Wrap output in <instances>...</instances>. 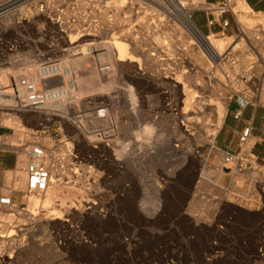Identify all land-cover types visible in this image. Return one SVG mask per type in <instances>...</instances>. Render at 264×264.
Here are the masks:
<instances>
[{
  "label": "rangeland",
  "instance_id": "obj_1",
  "mask_svg": "<svg viewBox=\"0 0 264 264\" xmlns=\"http://www.w3.org/2000/svg\"><path fill=\"white\" fill-rule=\"evenodd\" d=\"M205 1L209 2L199 0L201 7L191 10L186 0L170 3L187 4L186 15L202 24L203 14L195 9L203 8ZM231 1L241 22L264 24V14L248 10L243 0ZM166 4L170 5L165 0H14L11 15L15 22L22 21L11 27V43L19 46L20 56L34 50L45 53L51 45L54 56H65L71 36L89 28L97 37H82L73 45L88 40L80 49L99 44L98 53H105V47L114 68L106 77L87 71L90 78L80 87L78 99L91 104L83 105L80 114L69 106L60 114L63 119L47 120L36 113L0 116V162L6 166L0 170V198H11V205H0V247L7 251L11 242L13 264H264V156L252 157L249 141L240 158L252 162L250 169L233 168L234 174L223 178L210 164L212 148L208 150L205 142L214 137L220 115L215 107L190 109L185 99L194 92L226 109L229 91L214 81L219 70L208 73L207 49ZM57 9L64 27L48 19ZM102 12L109 19L115 16L119 24L107 30ZM231 33L233 28L224 37L208 38L226 40V46ZM120 35L132 36L142 47L141 71L136 64L135 69L113 64L107 41ZM237 47L241 52L232 51L224 59V69L233 75L255 60L244 43ZM147 57L154 66L146 64ZM77 63L72 60V65ZM13 67L0 73L11 72V79L24 75L22 66ZM182 74L201 80L185 95L177 83ZM103 102L110 112L104 129H99L90 116ZM74 117L79 119L78 129ZM38 140L48 149L47 166L57 164L67 179L56 189L49 186L52 204L31 207L26 196L38 192L27 191L22 169L28 146ZM61 147L59 158L56 151ZM223 164L232 168L224 160ZM57 212L60 219L52 220Z\"/></svg>",
  "mask_w": 264,
  "mask_h": 264
},
{
  "label": "built area",
  "instance_id": "obj_2",
  "mask_svg": "<svg viewBox=\"0 0 264 264\" xmlns=\"http://www.w3.org/2000/svg\"><path fill=\"white\" fill-rule=\"evenodd\" d=\"M13 3L14 0H0V46L4 51L0 54V70L10 71L12 65L14 67L22 66L21 69L25 73L24 75L13 77V79H11V72L0 73V116L2 117L4 112H13L21 115L36 113L47 120L56 117L62 118L59 114V106L60 101L63 99L65 105H68V107L69 105H74L70 106L74 110V113L80 114L81 107L83 105H90L91 103L87 100L78 99V95H76L74 89L70 90L67 89L68 87L66 88V84L70 83L74 76L77 75V73L71 71V61L79 57H87V59L93 61L98 73L106 77L110 72V65L100 58L104 52H93L92 45H89L90 43L83 49L76 48L75 46L78 44L73 45L69 41L70 47L63 51L66 53L65 56H54L55 48L52 45L48 47L45 53L34 50L33 54L26 55L25 57L20 56L19 51H17L19 46L16 42L14 44L11 43V27H17L22 21L18 19L15 22L16 18H13L11 15L16 10L13 7ZM234 5L231 0L205 1L203 8L195 9L203 14L202 24H198L200 23L198 19L195 23L192 22L202 37L205 38L209 36L224 37L233 28V33L229 36L232 38L231 43L224 47L219 58H212L209 54L207 55L209 59L207 61L210 65L209 74H212L214 70H219L220 77L215 78L214 81L229 91L226 101L235 102L238 105L239 111L235 113V118H238L241 116L240 109L246 107H264V24L261 22L253 23L252 21H243L247 22L243 24L238 18L237 14L239 12L234 10ZM60 15L61 11L57 9L53 16L48 18L52 24L59 28L64 27L63 22L60 21ZM11 17L13 20H11ZM190 18L192 20L191 15ZM85 30H89V28L76 31L75 35L81 37L86 33ZM60 32L62 36L67 37V32L62 30ZM89 32L91 34L94 33L91 30ZM3 37H9V39L2 40ZM86 37L96 38L97 36ZM239 43L245 44L247 51L252 52L255 60L250 61L244 71L233 75L224 69L226 64L224 59L225 55L232 51L234 53L241 52L237 47ZM11 53L15 54V56L11 55ZM237 62L238 59L232 60L231 65L237 64ZM63 74L65 75L64 80ZM3 81L4 83L2 84ZM79 102L82 103L80 104ZM46 105H49V108H45L44 106ZM109 112V107L103 102L96 108L90 118H95L98 121L97 124H100L97 127L104 129ZM72 119L74 128L78 129L76 123H78L79 119L76 117ZM97 127L94 129H97ZM250 130L251 125L248 124L240 136L239 140L242 145L240 153H226L224 155V163L231 164L232 168L239 171L248 170L252 167L251 161L244 160L242 157L240 158L243 148L248 143ZM47 150V147L41 140L28 146L27 162L23 172L26 176V188L29 193L43 192L48 187L50 171L46 164ZM0 205H11V198H0ZM14 252L11 249V242L8 243L7 251L2 250L0 247V264H13Z\"/></svg>",
  "mask_w": 264,
  "mask_h": 264
},
{
  "label": "bare ground",
  "instance_id": "obj_3",
  "mask_svg": "<svg viewBox=\"0 0 264 264\" xmlns=\"http://www.w3.org/2000/svg\"><path fill=\"white\" fill-rule=\"evenodd\" d=\"M166 2H168L170 5L166 4L167 6H170V9L172 8L171 11H174L175 15H179L178 18L181 17V19L183 20L185 26L195 35V37L198 39V41L201 43V45L204 46V48L207 49V51L209 52V54L212 56V58H219L220 56V52L222 50V48L225 46V41L224 40H217V41H211L210 38H205V37H202V35L199 33V31L196 29L194 23L191 21V18L188 15H186V9L190 7L192 8H196V7H201V6H198V4H200V2L198 3L199 0H186V2L188 1V5L189 7H185L186 5H183L184 6H177L175 5L173 2L172 4L170 3L171 0H165ZM84 2V1H83ZM123 2V0H122ZM159 3V2H158ZM163 3V2H162ZM120 4V3H119ZM122 4V3H121ZM181 4V5H182ZM120 6V5H119ZM246 7V6H245ZM186 8V9H185ZM247 8V7H246ZM23 8H21L20 10H22ZM96 9V8H95ZM114 9V8H113ZM249 9V8H247ZM24 10V9H23ZM188 10V9H187ZM191 10V9H190ZM193 10V9H192ZM102 11V10H101ZM104 11V10H103ZM22 12V11H20ZM92 12H96V11H92ZM91 12V13H92ZM109 12V10H108ZM100 13V12H99ZM118 13V12H117ZM96 15V14H95ZM93 14V16H95ZM98 15V14H97ZM96 15V16H97ZM101 19L103 20L104 24H105V27H107V30H109L110 28H112L113 26H117L119 24V21L118 19L113 16V19H109V17L107 18L105 14H101ZM86 20V19H85ZM82 21V19H81ZM89 21V20H88ZM98 21V20H97ZM84 22V21H83ZM92 22V21H91ZM90 22V23H91ZM246 23V22H245ZM92 25V24H90ZM100 25V24H99ZM98 25V26H99ZM104 26V25H103ZM146 26V25H145ZM92 27V26H91ZM94 27V26H93ZM96 27V26H95ZM98 28V27H97ZM186 28V29H187ZM73 29V28H72ZM102 30V29H101ZM93 31V30H91ZM86 33L83 34V36L81 37H77V35L75 36H71V40L70 42L72 44H74V42H79L82 38V37H86V36H97V34L94 32L93 34H91L89 32V30H86L85 31ZM79 34V33H77ZM129 34V32H128ZM103 37L106 38L107 37V33L103 34ZM108 40V39H107ZM158 41H160L159 39H157ZM193 40H196V39H193ZM88 40L86 41H81V42H87ZM156 41V40H155ZM78 43V45H76L75 47H83V44ZM91 42V41H90ZM161 43V42H160ZM171 43V42H170ZM191 43V42H190ZM158 44V43H156ZM173 44V43H172ZM175 44V43H174ZM92 48H93V52H98V47L100 46L99 44H92ZM107 47H108V54L113 62V64L116 66V67H119L120 65H128V66H132V68L135 69V66L133 67V64H136V70H139L140 67H139V63H140V60L141 58L138 57L139 55L140 56H143L141 55V46L140 44L135 40V38H133L132 36L130 35H120L119 38H115V39H110V41L108 40L107 41ZM173 47V46H172ZM74 48V47H73ZM72 48V49H73ZM177 48V47H176ZM102 50H105V53L103 54V56H101L100 58L104 61H106L109 65H110V71H113V66L111 64V61L107 55V50L105 47L102 46L101 48V51ZM144 51V50H143ZM178 51V50H176ZM146 52V51H145ZM205 52V51H204ZM144 57V56H143ZM78 60V63L74 66L72 65V61H71V65H70V68H71V71L73 73H77V75L74 76L73 80H71L70 83L66 84V88L67 89H70V90H75L76 92V95L79 96V89L80 87L83 86V84L87 83L86 80L89 79L90 77H88L87 75V71H90L92 74L94 75H98L100 76V74L98 73L97 69L95 68V65L93 63V61L87 59V58H83V57H79L77 58ZM191 60V59H190ZM77 62V61H76ZM146 64H149V67H152L155 65V61H152L149 59V57H147L146 59ZM148 66V65H147ZM142 70V69H141ZM139 70V71H141ZM185 72V71H184ZM188 72V71H187ZM189 74V73H188ZM63 80L65 79V75L63 74ZM103 76V75H102ZM101 76V77H102ZM160 76V74H159ZM183 77V80H180L178 81L177 83L181 85V89H182V93L185 95V94H189L191 91L189 90L192 86H194L193 88V91L195 89V84H196V81H201L200 78H195L193 79H189L185 74H182L181 75ZM181 77V78H182ZM175 80V79H174ZM66 82V80H65ZM4 83V81L2 82V84ZM192 83V84H191ZM203 83V82H201ZM177 87V86H176ZM204 87V86H203ZM197 88V87H196ZM190 91V92H189ZM198 91V90H197ZM199 93V91L197 92ZM188 96V99H185V100H188V106L190 107V109L192 108H196L197 107V110L198 109H201V108H204L205 106L206 107H215L220 115V119L222 120V118L224 117V110L222 108V106H220L218 103L214 102L212 100H204L202 98H199L197 96H195V93L192 92ZM185 98V97H184ZM214 100V99H213ZM218 102V101H217ZM187 103V102H185ZM186 105V104H185ZM69 106H74V105H69ZM195 106V107H194ZM45 108H49V105H46L44 106ZM187 107V106H186ZM65 109H68V105H65V101L64 99L60 101V106H59V114H61L62 111H65ZM189 109V108H188ZM184 110V109H183ZM204 111V110H203ZM189 112V111H188ZM193 112V111H192ZM202 112V111H201ZM203 117V116H202ZM197 118V117H196ZM186 119V118H185ZM189 119V118H188ZM192 119V118H191ZM199 119V118H198ZM194 120V119H193ZM220 120V122H221ZM196 122V121H195ZM199 122V121H197ZM196 122V124H197ZM195 124V123H194ZM201 129V128H200ZM210 137V136H209ZM202 138V137H201ZM212 140H213V137H210L206 140L205 142V146L207 147L208 150H210L211 148H213L212 146ZM138 143V142H137ZM18 146V145H17ZM22 144H20L18 147H15L17 149L20 150V148H22ZM26 146V145H25ZM12 148V147H11ZM26 148V147H25ZM15 149V148H14ZM13 149V150H14ZM172 149V148H171ZM25 151V149H24ZM57 157H61L62 156V153L64 152V147H61L59 149H57ZM164 152V151H163ZM167 152V151H166ZM49 154V153H48ZM50 155V154H49ZM49 155H48V158H49ZM53 159L52 156L50 158V160ZM67 161V160H66ZM153 161V160H152ZM52 162V161H51ZM206 162V159L203 158V163L205 164ZM53 163H56L55 161ZM62 163V162H61ZM49 165V164H48ZM58 167L60 166H57V164H54V166L52 167H49V171H50V181H49V184H48V187L46 188L45 191L43 192H38L37 194H32L30 196H26V200L28 201V203H30L29 205H31V207H35L37 206L38 204L40 203H43L45 204L46 206H48L50 203H51V195L49 193V186H52L54 187V189H56V187H59L61 184L64 183V179H67L66 176L64 175V173L61 171V169H59ZM132 169V168H131ZM22 171H24V169H22ZM72 181V180H71ZM155 184V183H153ZM156 187V186H155ZM52 204V203H51ZM9 206V205H7ZM61 206V205H60ZM63 206V205H62ZM59 207V206H58ZM33 209V208H32ZM7 210V209H6ZM10 211V210H9ZM65 211V209L63 210ZM67 212V211H66ZM62 214V213H61ZM60 214L59 212H57L56 214H54V218H52V220H58L60 219ZM10 218V217H8ZM7 218V219H8ZM7 223V222H6ZM3 225V224H2ZM4 227H8V226H5ZM4 230V229H3ZM5 234V233H4ZM2 234V235H4ZM11 236V235H8V237ZM13 239V238H12ZM2 240V239H1ZM16 240V239H14ZM6 241V240H4ZM3 242V241H1ZM1 245V243H0Z\"/></svg>",
  "mask_w": 264,
  "mask_h": 264
},
{
  "label": "crops",
  "instance_id": "obj_4",
  "mask_svg": "<svg viewBox=\"0 0 264 264\" xmlns=\"http://www.w3.org/2000/svg\"><path fill=\"white\" fill-rule=\"evenodd\" d=\"M217 1L219 0H209V2ZM243 3L253 13L264 14V0H243ZM240 110L241 116L235 118V113L239 111L238 105L235 102H226L224 117L212 140L213 148L209 153L210 164L219 168L223 178L234 174L233 168L223 164L224 155L240 153L242 145L239 139L248 124L251 125L248 142H252V156L255 158L264 156V107H246ZM2 132L3 130H0V137L3 135ZM13 167L16 166L13 164ZM3 168L0 162V170Z\"/></svg>",
  "mask_w": 264,
  "mask_h": 264
}]
</instances>
